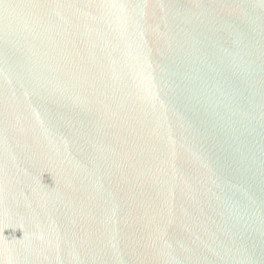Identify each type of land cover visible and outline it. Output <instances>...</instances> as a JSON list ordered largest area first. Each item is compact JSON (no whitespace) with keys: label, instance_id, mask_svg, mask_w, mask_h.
Listing matches in <instances>:
<instances>
[{"label":"water","instance_id":"95a60500","mask_svg":"<svg viewBox=\"0 0 264 264\" xmlns=\"http://www.w3.org/2000/svg\"><path fill=\"white\" fill-rule=\"evenodd\" d=\"M0 264H264V0H0Z\"/></svg>","mask_w":264,"mask_h":264}]
</instances>
